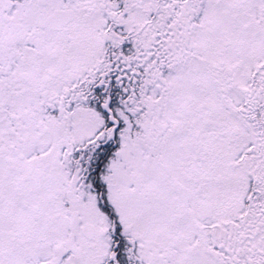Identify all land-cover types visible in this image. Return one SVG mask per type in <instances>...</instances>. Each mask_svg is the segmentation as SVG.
Here are the masks:
<instances>
[{
  "label": "snow or ice",
  "instance_id": "obj_1",
  "mask_svg": "<svg viewBox=\"0 0 264 264\" xmlns=\"http://www.w3.org/2000/svg\"><path fill=\"white\" fill-rule=\"evenodd\" d=\"M0 264H264V0H0Z\"/></svg>",
  "mask_w": 264,
  "mask_h": 264
}]
</instances>
